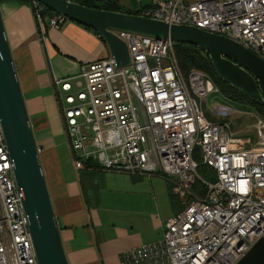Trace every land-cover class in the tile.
Masks as SVG:
<instances>
[{
    "label": "built area",
    "instance_id": "2783aa9c",
    "mask_svg": "<svg viewBox=\"0 0 264 264\" xmlns=\"http://www.w3.org/2000/svg\"><path fill=\"white\" fill-rule=\"evenodd\" d=\"M44 7L31 0L46 46L48 29L66 17H43ZM136 14L225 36L264 60V0H150ZM114 32L128 65L109 55L51 80L72 164L161 176L182 204L160 239L124 249L119 263L235 264L264 234V118L254 116L255 139L238 136L229 121L205 115L200 98L218 88L200 70L182 72L174 41ZM199 166L213 171L212 181ZM0 264H39L1 122Z\"/></svg>",
    "mask_w": 264,
    "mask_h": 264
},
{
    "label": "crops",
    "instance_id": "0c3cea01",
    "mask_svg": "<svg viewBox=\"0 0 264 264\" xmlns=\"http://www.w3.org/2000/svg\"><path fill=\"white\" fill-rule=\"evenodd\" d=\"M101 1L115 3L123 12L150 3ZM0 14L68 264H120L124 249L160 239L165 220L178 209L170 211L174 204L168 200L174 195L162 177L61 170L53 136L63 130L52 77L76 75L82 65L109 56V49L93 29L67 18L48 29L44 46L32 8L23 2L1 0Z\"/></svg>",
    "mask_w": 264,
    "mask_h": 264
},
{
    "label": "water",
    "instance_id": "95a60500",
    "mask_svg": "<svg viewBox=\"0 0 264 264\" xmlns=\"http://www.w3.org/2000/svg\"><path fill=\"white\" fill-rule=\"evenodd\" d=\"M37 1L49 10L97 32L117 67L128 65L130 54L115 30L168 38L206 52L219 78L264 104V60L225 36L193 26L170 25L131 12L88 7L74 1ZM0 122L15 181L22 193L38 263L68 264L1 14ZM235 264H264V234Z\"/></svg>",
    "mask_w": 264,
    "mask_h": 264
},
{
    "label": "rangeland",
    "instance_id": "374dc122",
    "mask_svg": "<svg viewBox=\"0 0 264 264\" xmlns=\"http://www.w3.org/2000/svg\"><path fill=\"white\" fill-rule=\"evenodd\" d=\"M147 1L148 0H142V3ZM200 100L201 107L205 115L209 119L218 120L221 117L222 119L230 122L233 131H235L239 136L255 139L257 130H255L251 126V124H254V116L256 114L254 110L248 108L246 105L224 98L223 96H221L220 91L210 92L200 98ZM53 140L54 153L57 159H59L61 170L67 174L75 175L79 173V171H76V168L74 169V166L72 164L70 150L65 133L62 131L60 133H55L53 136ZM198 173L204 180H213V171L210 168L199 166ZM170 199L172 200L168 201L172 202V205L174 204L172 206L173 209L170 208V211L174 212L175 210H179L182 207L181 201L178 198L170 196Z\"/></svg>",
    "mask_w": 264,
    "mask_h": 264
},
{
    "label": "trees",
    "instance_id": "16d2710c",
    "mask_svg": "<svg viewBox=\"0 0 264 264\" xmlns=\"http://www.w3.org/2000/svg\"><path fill=\"white\" fill-rule=\"evenodd\" d=\"M15 1L23 2L31 6V0ZM80 3L88 7H95L99 9L112 11L119 10V7L115 3H112L110 1L81 0ZM129 12L134 14L137 13V11ZM41 14L43 17H49L52 14V11L44 7L41 11ZM174 48L178 65L185 75L190 73L192 70H200L206 73L210 77L214 85L218 88V91H220L221 96L230 101L246 105L248 108L254 110L256 114L264 118V104L241 93L228 83L224 82L221 78H219L215 73L211 60L206 52L195 46L181 43H175Z\"/></svg>",
    "mask_w": 264,
    "mask_h": 264
}]
</instances>
